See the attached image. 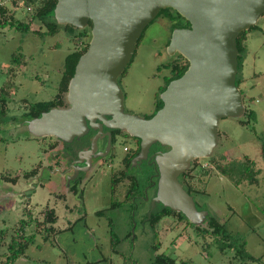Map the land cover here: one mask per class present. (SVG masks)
I'll use <instances>...</instances> for the list:
<instances>
[{
    "label": "rangeland",
    "instance_id": "1",
    "mask_svg": "<svg viewBox=\"0 0 264 264\" xmlns=\"http://www.w3.org/2000/svg\"><path fill=\"white\" fill-rule=\"evenodd\" d=\"M15 1L0 0L9 14L25 22L41 4L37 0L28 9L26 0ZM174 23L182 25L184 21L160 16L144 29L131 62L119 77L127 94V109L145 114L155 108L159 87L170 75L167 65L180 57L179 53L169 52L171 36L177 28H173ZM250 31V48L258 52L247 55L239 72V78L244 76L239 87L246 108L254 111L256 118L250 119L248 113L222 118L214 153L195 159L189 169L199 176L203 166L213 167L212 174L201 175L200 193L193 194L197 206L225 223L257 260L237 255L235 246L223 250L219 237L203 235L196 226L173 215L152 225L151 213L158 208L151 211L133 199L122 202L126 181L119 186L122 191L111 193L114 166L109 162H98L89 169L85 194L84 179L75 194L58 174L45 171L33 177L41 162L47 163L51 155V136L37 137L23 122L31 105L51 100L57 94L65 58L75 50L73 36L79 32L75 27L48 33L45 21L39 19L33 20L28 31L0 26V92L3 88L9 90L8 115L16 118L0 127V230L6 231L0 259H6L10 240L21 221L31 215L33 222L25 229L31 242L13 264H153L161 253L176 258L177 264L183 260L191 264H264V42L260 44L264 38V14L257 28ZM14 55L22 57L25 65L14 64ZM254 65L261 72L253 74ZM12 67L16 76L10 72ZM123 145H119L121 150ZM247 159L260 170L257 184L246 182ZM220 163H224L225 171L217 167ZM130 174L136 175L138 170H130ZM112 199H116V205ZM49 208H55L58 220L54 224L57 231L47 235L44 228L37 230L36 224L44 220L43 211ZM200 227L210 229L208 223ZM155 238L160 241L158 249L153 248Z\"/></svg>",
    "mask_w": 264,
    "mask_h": 264
},
{
    "label": "water",
    "instance_id": "2",
    "mask_svg": "<svg viewBox=\"0 0 264 264\" xmlns=\"http://www.w3.org/2000/svg\"><path fill=\"white\" fill-rule=\"evenodd\" d=\"M166 8L190 22V27L174 29L169 44V52L183 55L189 66L160 94L163 106L145 118L125 111L119 77L144 29ZM263 14L264 0H57V22L85 29L92 20L91 39L69 82V106L51 108L28 120V130L37 137L57 136L71 142L87 132L88 121L94 125L100 118L109 127L141 139L139 159L147 158L155 143L168 147L155 159L159 181L153 205L162 202L195 225L204 224L209 212L198 208L180 176L195 159L212 156L222 118L246 112L236 82L237 39Z\"/></svg>",
    "mask_w": 264,
    "mask_h": 264
},
{
    "label": "trees",
    "instance_id": "3",
    "mask_svg": "<svg viewBox=\"0 0 264 264\" xmlns=\"http://www.w3.org/2000/svg\"><path fill=\"white\" fill-rule=\"evenodd\" d=\"M15 1V0H14ZM37 0H26L28 9H31V6L35 4ZM16 2V1H15ZM57 0H41V4L37 6L35 13L29 20V22L21 21L20 19H16L15 15L13 13H8L9 9L7 6L3 5L2 2H0V26H7L11 25L15 27L16 29L19 30H24L28 31L30 29L31 23L35 19H39L42 21H45L47 28H48V33L55 34L59 32L61 29L65 30H72L75 28L73 25L67 24V25H61L57 22L55 16H54V9L56 6ZM160 16H167L169 17L172 21H176L178 19H183L184 23L182 25H178L177 23L173 24V28L175 27H180V26H189L190 22L186 20L178 11L174 10L173 8H166L162 9L160 13L158 14V17ZM50 20H47L49 19ZM155 18V19H156ZM93 22L90 20L89 26L86 27L85 29H79V32L73 36V40L76 42V48L74 51L69 53L64 62V69L62 73V78L59 84L58 92L55 95V97L51 100L48 101H39L31 105L28 109V113H26L27 118H35L38 117L42 114L44 111H48L51 108L54 107H63L67 104V99L65 98L68 92V86L71 78L73 77L76 69V65L81 57V55L88 49L89 47V42L91 39V28H92ZM253 28H257V25L253 26L250 30ZM250 30L243 31L238 39V48H239V71L237 75V84L238 86L240 85L239 83L242 82V78H239V72L240 69L243 66L244 62V57L246 54V37L247 34L249 33ZM179 58H177L175 61L171 62L167 66L170 68V74L171 76L167 79L166 85H168L173 79H176L184 74V72L187 70L189 66V61L181 54H179ZM13 62L14 64L21 66L25 65L26 61L20 57L14 55L13 57ZM10 72H12L13 76H16L15 73V68L12 67L10 69ZM167 86H164L166 88ZM163 88V89H164ZM9 90L3 88L0 92V127L3 126L6 123H9L13 120H15V117H9L8 112H9ZM164 102L163 100L158 97V109H160L163 106ZM246 108V112L248 113L250 119H255L256 114L254 111L249 110ZM139 148L135 151L137 154L139 152ZM134 154L131 155V157L127 161V165L129 166L131 163V159L133 158ZM262 157L264 160V145L262 146ZM249 164H246V182L248 183H258V174L260 173L259 169L255 168V163L251 162L250 159H247ZM251 162V163H250ZM194 164V162H192ZM197 162H195V165ZM215 166L217 165L216 162ZM219 169L222 171H225L226 167L224 166V163H220L217 166ZM213 172V167L212 166H203L200 168V175H194L191 171V169H188L186 172L181 174L180 176V181L183 183L185 189L193 195L194 193H200L201 188H200V178L201 175H210ZM125 177V176H124ZM129 181V187L127 189V198L125 199L126 202H130L132 200V197L137 195L140 192V183L138 180L126 178ZM120 185L117 184V187ZM116 187V188H117ZM115 188V190H116ZM135 194V195H134ZM123 202V201H122ZM117 203H115L116 205ZM120 204V203H118ZM122 204V203H121ZM173 215L177 220L181 221H186L188 224H192L197 227V229L203 233V235H208V234H214L217 237H219V241L221 244V248L224 250L226 248H233L234 246L236 247V254L240 255L242 257H246L249 260H257V257L253 256L252 254L249 253L247 249H245V244L244 242L241 241L239 243V240L236 236H234L227 228L226 224L221 222L218 217L214 215L208 214V217L206 219V223H208L210 229L206 228H201L200 225H195L192 223L187 216L179 211H175L171 209L170 207L166 206H161L157 209L156 212L151 213L150 217V222L152 225H155L162 217L164 216H170ZM38 219V218H37ZM43 221H40L36 224L37 230L44 228L46 230L47 235L51 232H56V227L54 224L58 220V216L56 213L55 208H49L43 211ZM33 222L32 216H29V219H23L21 221V224L18 228V232L16 235L12 237L10 240V243L8 245V250L9 252L7 253L6 259L2 260L0 259V264H13V262L20 256L23 255L29 246L31 240L26 237L25 234V229L28 224H31ZM6 234L5 230H0V247L4 243V236ZM238 244V247H237ZM160 246V241L155 238L153 248L158 249ZM153 264H177V259L161 253L156 255ZM182 264H191L189 261L183 260Z\"/></svg>",
    "mask_w": 264,
    "mask_h": 264
},
{
    "label": "flooded vegetation",
    "instance_id": "4",
    "mask_svg": "<svg viewBox=\"0 0 264 264\" xmlns=\"http://www.w3.org/2000/svg\"><path fill=\"white\" fill-rule=\"evenodd\" d=\"M180 27H190V25ZM171 62H173V60ZM170 76L171 74L166 76L164 83L159 87L158 97H160L162 91L166 89L164 86H167L166 81ZM122 90L124 93V109L126 112L139 114L145 118H150L157 112L158 102L151 112L145 114L127 109V94L123 88ZM67 106H69L68 100L67 104L63 107ZM107 117L109 119L112 118L111 115ZM28 120H30V118H26L23 122L26 127H28ZM88 126V130L83 136H76L71 142L64 141L57 136H51L49 145L51 155L48 156L47 163L41 162L39 172L33 177L45 171L51 174H58L64 177L65 184L68 186L69 191L75 194H77L75 190L78 184L84 179L85 194V184L89 169L98 162L101 164L109 162V165L114 166V171L111 173V193H119L120 189L122 191L123 188H120L121 183L126 181L127 184L126 188H124V197L122 199L124 202L127 198V189L129 187V181L126 180V178L134 180L141 179L140 185H143V187L137 195L134 194L135 196L132 197L136 204L149 207L151 211L155 208L164 206L162 202L157 201H155L153 205V200L157 195L159 181V167L155 159L158 154L169 148L162 146L160 143H155L151 146L148 157L139 159L137 157L140 155L141 151L140 138L130 135L126 130L109 127L100 118L94 121V125H91V122L88 121ZM131 140L134 141L133 144L129 143ZM123 143V150H121L119 145ZM138 148L140 150L136 154L135 151ZM133 154L134 156L128 166L127 161ZM133 169H137L138 174H130V170ZM82 174L84 176H81ZM117 184L120 185V187H117ZM35 186L36 184L33 187ZM111 203H117L116 199H112Z\"/></svg>",
    "mask_w": 264,
    "mask_h": 264
},
{
    "label": "crops",
    "instance_id": "5",
    "mask_svg": "<svg viewBox=\"0 0 264 264\" xmlns=\"http://www.w3.org/2000/svg\"><path fill=\"white\" fill-rule=\"evenodd\" d=\"M258 30H259V29H258ZM258 30L256 29V32H257ZM252 34H253V31H250V32L247 34V37H246V54H245L244 62H243V66H242L241 69L244 68V64H245V62H247V60H248L247 55H251L250 53L253 52V51H254V53L258 52V50H257L256 48H254V49H251V48H250V40L252 39ZM261 42H264V38L260 41V44H261ZM258 72H261V70H258V68H256V65H254L253 70H252V73H253V74H256V73H258ZM241 78H242V82H244V76H243V75L241 76Z\"/></svg>",
    "mask_w": 264,
    "mask_h": 264
}]
</instances>
